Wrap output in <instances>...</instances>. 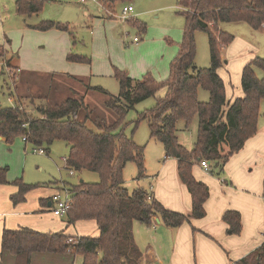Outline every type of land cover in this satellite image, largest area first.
<instances>
[{"label": "trees", "instance_id": "trees-1", "mask_svg": "<svg viewBox=\"0 0 264 264\" xmlns=\"http://www.w3.org/2000/svg\"><path fill=\"white\" fill-rule=\"evenodd\" d=\"M118 1L125 0H100V5L113 9ZM45 2L15 0V9L22 15L37 14ZM180 2L186 8L183 11L185 26L178 53L171 61L166 79L159 82L149 73L134 79L126 71L115 69L113 76L119 83V93L108 96L105 102L117 114L114 123L106 124L91 117L84 95L74 91L58 103L36 105L33 113L22 108L23 97L19 95L14 98L13 106L0 105V138L6 143L24 137L27 144L43 147L47 151L54 140H63L68 147L65 168L76 171L86 169L96 172L99 177L96 182L79 180L72 185L64 184L70 194L66 222L72 224L78 220H94L98 227L96 236L73 237L74 241L66 242L69 236L62 231L44 233L29 228L4 229L2 252L23 257L25 264H29L33 252L79 254L83 257L82 264H139L142 252L134 240V222L151 226L154 218L158 217L166 226L178 227L205 215L204 202L209 189L193 177V164L206 159L210 162V172L220 175L229 157L257 132L260 100L264 98V78H258L254 70L260 68L264 71V58L259 56H255L242 69L243 96L232 102L226 98L218 69L224 63L222 49L234 36L219 29L218 24L244 21L253 29L261 28L264 26V0ZM139 25L144 30V24ZM32 27L40 31H69L68 24L46 19ZM194 30L208 34L210 65L206 68L193 65ZM5 54L4 45H0V59ZM67 59L89 62L82 55H68ZM4 62L10 67L8 58ZM4 69L0 65V76L7 74ZM199 86L207 90V101L198 100ZM160 88L165 90L164 96L159 97L156 106L145 111L140 119L148 121L150 137L163 145L165 156L176 159L179 181L191 196V209L187 212L165 208L154 197L150 187L129 191L123 185L122 169L127 162H136L139 177L142 175L143 146L125 136L119 126L124 123V114L128 109L154 96ZM87 89L105 93L98 86H87ZM30 98L34 100V97ZM194 116L197 119L196 137L189 150L177 140L178 122L182 120L184 127L188 128ZM6 172L7 167L0 166V184H8ZM13 183L17 186V192L11 196L13 202L22 199L33 187L21 179ZM222 220L228 224L231 233L240 232L239 212L228 210L222 215ZM239 264H264V243L239 260Z\"/></svg>", "mask_w": 264, "mask_h": 264}, {"label": "rangeland", "instance_id": "rangeland-1", "mask_svg": "<svg viewBox=\"0 0 264 264\" xmlns=\"http://www.w3.org/2000/svg\"><path fill=\"white\" fill-rule=\"evenodd\" d=\"M180 1L125 0L116 2L114 8L108 10L102 8L100 0L96 3L90 0H46L37 14L22 15L15 9V0H0V45H4L6 51L4 59L12 57L22 70L16 71L17 67L10 63L12 77L10 74L0 76V105L13 106L16 95L23 97L22 108L30 113L38 104L58 103L71 96L69 89L73 86L69 83L76 85L61 74L67 72L86 78V86H98L105 90V93L91 90L88 94H80L84 95L91 117L106 124L114 123L117 114L105 102L108 96L119 93V83L113 76L115 69L126 71L134 79L149 73L162 82L168 76L185 26L183 11L186 8ZM128 5L133 10L122 18V8ZM43 19L68 24L70 32L56 29L40 31L32 27ZM141 23L145 26L144 30L140 28ZM218 28L234 36L222 49L224 63L227 61L230 66L235 58L249 54L252 59L255 56L264 58V26L253 29L244 21H231L219 23ZM192 34L195 43L193 65L206 68L210 65L208 34L200 30H194ZM136 36L141 39L138 45L133 42ZM68 55L85 56L89 63L71 61L67 59ZM99 68H107L109 72L105 69L95 71ZM226 70L230 73V86L234 87L235 70L229 67ZM254 70L258 78H264L262 69ZM17 76H20L19 79H16ZM236 78V85L240 88V72H236ZM78 84L84 87L82 81ZM164 93L165 90L160 88L154 96L128 109L124 114V123L119 126L125 136L143 146L142 175L139 177L138 165L134 161L127 162L122 169L123 185L129 191L149 187L162 160V151L165 154L163 145L150 137L148 121L140 119L145 111L156 106L157 99ZM197 97L199 101H207L209 94L199 86ZM259 112L261 123L264 120V98L260 100ZM183 123L179 120L178 128L184 129ZM196 128L197 119L194 116L187 129L179 130L181 143L189 150L195 141ZM7 144L0 139V166L7 167L6 179L10 186L15 185L13 181L16 179L39 186L52 181L61 182L64 186L79 180L96 182L99 179L96 172L86 169L73 170L70 174L65 168L68 147L63 140H54L45 154L35 153L33 149L37 147L30 144L24 150V142L20 138H15L9 146Z\"/></svg>", "mask_w": 264, "mask_h": 264}, {"label": "crops", "instance_id": "crops-1", "mask_svg": "<svg viewBox=\"0 0 264 264\" xmlns=\"http://www.w3.org/2000/svg\"><path fill=\"white\" fill-rule=\"evenodd\" d=\"M90 1L96 3V0ZM140 40L133 42L138 45ZM8 59L14 67L19 68V72L22 71L13 62L12 57L8 56ZM251 60V54L245 55L235 58L230 66L225 61L218 69L224 83L225 96L231 102L243 96L241 72L245 64ZM226 67L235 70L234 87L230 86L231 77ZM102 69L109 72L107 68L95 71L100 72ZM236 72H240V80L238 79L240 88L236 85ZM61 74L76 84L69 83V86H73L69 89L70 94L73 91L88 94L92 90L87 89V86L91 85H85L86 78L67 72ZM18 77L20 76L16 79H19ZM79 81L83 82L84 87L78 84ZM185 129L187 128H179L177 131L179 143L182 142L179 130ZM22 141L25 150L28 144L23 139ZM161 154L162 160L149 187L154 197L165 208L187 212L191 209V196L186 186L179 181L176 159L166 157L163 151ZM222 168L220 175L205 171L199 162L194 163L191 168L193 177L203 182L209 189V195L204 202L205 215L202 218H193L178 227L166 226L158 217L154 218L151 226L134 222V240L142 252L139 264H239V260L264 243V120L259 123L258 119L257 132L245 141L238 152L229 157ZM31 185L33 187L22 199L13 202L11 196L17 192V186L0 184V264H25L23 257L1 251V236L4 229L29 228L44 233L62 231L69 237L98 234L94 220H78L68 224L65 216H55L52 213L51 197L60 186L63 187L61 182ZM228 210H235L240 214L241 230L238 234L231 233L228 224L222 220V215ZM82 263L83 257L79 254L52 252H33L29 261V264Z\"/></svg>", "mask_w": 264, "mask_h": 264}, {"label": "built area", "instance_id": "built-area-1", "mask_svg": "<svg viewBox=\"0 0 264 264\" xmlns=\"http://www.w3.org/2000/svg\"><path fill=\"white\" fill-rule=\"evenodd\" d=\"M81 2H84L85 0H80ZM133 8L131 5L128 6H124L122 8V18H125V15H127L130 11H132ZM139 40V38L136 36L133 38V41L137 42ZM3 59H0V65L3 66L5 69V72L11 76V72L13 71L12 68H10L9 66H7L5 64V62L3 61ZM16 71H19V68L16 69ZM12 77V76H11ZM24 139V137H23ZM33 151L35 153H39V154H43L45 153L44 148L42 147H37L35 149H33ZM64 161L66 162V159L64 158ZM200 166L207 172H210V162L206 159L199 161ZM70 174L73 173V170H69ZM52 202H53V206L51 207V210L53 212L54 215L56 216H65L67 210L69 209L70 206V194L68 192V190L66 189V187L64 186L61 190H58L55 194L52 195L51 197ZM73 237H69L66 242H72Z\"/></svg>", "mask_w": 264, "mask_h": 264}]
</instances>
